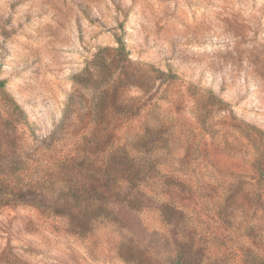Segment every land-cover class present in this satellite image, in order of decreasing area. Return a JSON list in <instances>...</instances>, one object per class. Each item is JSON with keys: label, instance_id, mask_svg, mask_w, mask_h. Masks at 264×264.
Listing matches in <instances>:
<instances>
[{"label": "rangeland", "instance_id": "374dc122", "mask_svg": "<svg viewBox=\"0 0 264 264\" xmlns=\"http://www.w3.org/2000/svg\"><path fill=\"white\" fill-rule=\"evenodd\" d=\"M119 36L116 196L72 77ZM0 79V264H264V0H0Z\"/></svg>", "mask_w": 264, "mask_h": 264}, {"label": "trees", "instance_id": "16d2710c", "mask_svg": "<svg viewBox=\"0 0 264 264\" xmlns=\"http://www.w3.org/2000/svg\"><path fill=\"white\" fill-rule=\"evenodd\" d=\"M152 68H154L153 65L132 60L129 57L125 41L119 36L116 38V45L98 47L92 57L85 61L82 69L72 77L76 84L88 87L93 93L89 100L90 115L99 123L94 128L93 141L95 143H102V141L107 144L108 142L112 143L110 148L104 147L102 150L100 169L105 176L103 184L105 190L112 191L116 196L122 194L119 182L125 180L131 188V185L137 184L138 178L144 179L147 177V171H144V167L143 169L140 168L144 173L133 170L134 167L139 165L135 157H131L127 149L116 146L118 142L117 131L127 120L135 116L140 109V104L134 102L137 97L127 91L130 86H138L140 88L142 86L136 81L132 83L122 81L126 80L128 75L133 77L134 80ZM155 72L160 75L165 74L161 69H155ZM3 86V80L0 79V88ZM72 96L70 95L69 99ZM8 100L10 102L8 107L9 115L17 118V112L22 114L21 109L13 100ZM145 136L146 134L143 133L138 138ZM85 137L90 138V136ZM87 154H90V152L88 151ZM148 163L149 161L143 162L144 165ZM139 193H135L132 198V200L134 199L133 201H140L136 197ZM139 195L145 196L144 193Z\"/></svg>", "mask_w": 264, "mask_h": 264}]
</instances>
